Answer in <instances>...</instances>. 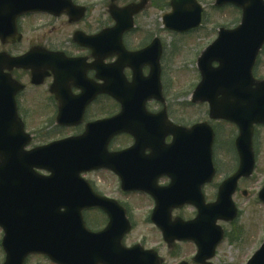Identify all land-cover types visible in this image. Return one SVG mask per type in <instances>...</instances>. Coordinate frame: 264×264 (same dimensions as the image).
<instances>
[{"label": "water", "instance_id": "95a60500", "mask_svg": "<svg viewBox=\"0 0 264 264\" xmlns=\"http://www.w3.org/2000/svg\"><path fill=\"white\" fill-rule=\"evenodd\" d=\"M47 1L0 0V5L7 4L11 12L8 16L11 28L7 34H0L3 41L15 39V20L20 15L50 11ZM60 1L63 0H54ZM216 3L218 7L233 4L243 12L242 25L236 30H222L220 38L202 53L198 68L203 80L192 97L195 103L210 104L213 119L230 121L241 131L237 140L241 165L238 173L221 185L218 202L206 206L202 195L203 186L215 174L214 133L207 124L188 131L170 124L164 111L160 115L147 112L149 100L164 102L160 81L163 48L157 39L142 52L128 53L121 37L132 29L134 15L143 6L123 10L113 7L111 15L117 26L109 36L111 50L118 55L119 62L112 70L115 85L105 91L122 105L116 118L95 123L83 138L24 152L30 141L17 117L14 98L21 88L13 94L0 93V227L5 230L4 264H25L26 258L36 253L48 256L56 264H162L152 251H143L140 246L126 249L121 245L131 230L124 210L114 202L97 199L80 178L87 171L101 168L120 176L124 191H146L154 197L157 207L152 222L163 232L165 242L170 245L176 240L195 242L199 248L196 263L208 264L215 256L223 239V230L216 226L217 222L236 219L237 208L231 196L238 189L239 179L249 178L255 169L253 127L264 124V81L252 76L264 46V0ZM171 5L173 13L164 19L169 30L186 33L200 26L202 9L194 0H173ZM29 61L17 59L11 62L10 69L31 68L39 80L44 70L36 69ZM214 63L218 68L213 67ZM147 65L151 72L144 78L142 69ZM126 67L134 71L133 83L124 79ZM4 68L0 71L2 76ZM68 116L69 112L62 109L59 123L71 124L66 121ZM77 121L74 124L80 122ZM121 133L136 138L135 148L118 156L108 154V142ZM172 135L171 146L165 145L166 138ZM145 151L151 155L143 156ZM35 167L46 169L52 176L37 182ZM163 176L171 178L172 184L159 189L157 182ZM259 196L264 202V189ZM186 204L199 209L197 220L172 223L171 213ZM93 206L101 207L110 218L109 227L100 234L88 233L83 223L81 212ZM248 264H264V244Z\"/></svg>", "mask_w": 264, "mask_h": 264}, {"label": "flooded vegetation", "instance_id": "af4514ba", "mask_svg": "<svg viewBox=\"0 0 264 264\" xmlns=\"http://www.w3.org/2000/svg\"><path fill=\"white\" fill-rule=\"evenodd\" d=\"M67 1L55 3L54 0H49L47 3L57 11L27 14L18 18L16 27L21 38L16 43L4 44L0 39V71L4 66L7 75L4 78L0 76V82L8 79L7 83H0V93L13 94L19 85L25 87L22 91L18 90L15 95L16 109L24 123V129L32 136V148L82 136L88 124L117 116L120 110L112 94L105 91L107 87L113 88L115 85L112 70L117 62V57L113 56L111 50L109 36L110 28L115 25L114 19L110 16L111 0ZM164 1L169 3L170 0ZM121 2L122 0H117L115 5L123 8L133 3H145L144 12L134 16V29L126 32L122 37L128 51H140L143 47L134 46L132 38L139 29L137 22L139 16L143 15L148 8L155 6L154 0ZM68 3H71V8L68 7ZM7 8V5H0L2 25L7 21ZM2 25H0V31L5 30L6 25ZM25 56H28L30 64L36 69L41 68L45 71L46 76L39 83L33 81L31 71L9 69L8 64L11 59ZM143 71L147 74L146 69ZM124 75L127 81L131 82L132 71L129 68L125 69ZM151 105L158 106V110H152ZM203 107L206 111L205 118L193 122L186 121L185 117L186 111L192 110V106L178 107L173 111L167 103L166 113L170 123L176 126L191 128L199 123L210 124L215 133L213 163L216 168V178L213 183L206 185L204 192L207 188L214 187L217 194L220 183L238 171L239 155L236 151V138L230 139L233 133L236 134L237 126L227 121H212L209 107L203 105L200 108ZM62 108L73 110V121L77 120L80 110H84L81 123L74 126H60L58 116ZM148 109L153 113H159L164 106L150 102ZM121 141L125 144H121ZM171 141L170 137L166 139L168 144ZM133 144V138L123 135L112 138L106 148L113 153L128 149ZM150 154V151H146L143 156ZM232 159L235 162L234 168H230L229 164H232ZM218 177L221 179L216 183ZM169 182L168 178L163 177L158 184L163 187ZM246 182L245 179H241L239 185ZM124 195L123 198H126ZM237 195L239 194L234 197L236 198ZM215 197L216 195L212 201L207 198V201L213 202L216 200ZM152 202L154 204V201ZM123 204L126 209L129 207L127 203ZM186 208L175 210L174 218L180 217L178 215H181ZM194 217L180 218L186 221ZM178 245L176 242L171 248L175 250Z\"/></svg>", "mask_w": 264, "mask_h": 264}, {"label": "rangeland", "instance_id": "374dc122", "mask_svg": "<svg viewBox=\"0 0 264 264\" xmlns=\"http://www.w3.org/2000/svg\"><path fill=\"white\" fill-rule=\"evenodd\" d=\"M169 1V0H168ZM204 7L206 20L205 27L200 33L191 35H181L169 32L163 27V18L171 9L164 0H154V7L148 8L145 13L138 19V32L133 37L134 46H142L145 42L150 43L154 37H159L165 48V85L166 99L169 107L175 111L178 107H183L189 103L191 93L199 83V72L196 68L200 53L206 49L211 42H213L217 35L215 29L221 25H232L238 23L241 14L237 13L234 8L216 9L214 7L215 0H197ZM129 2V0H122L121 3ZM148 36L150 38H148ZM144 41V42H143ZM264 55V54H263ZM260 67L257 75L264 79V56L261 59ZM152 110H158V106L151 105ZM186 121L193 122L196 120H203L206 116L205 108L193 107L192 110L186 111ZM187 123V122H186ZM235 134L230 136L234 139ZM257 141L259 145L257 148V169L255 175L244 184H241L240 191H247V195L243 196L241 193L236 196L235 203L241 211L239 220L235 226H229L221 223L224 230H226L228 238L217 250V256L212 260L214 264H246L253 256L257 249L264 241V205L259 203L258 193L264 188V128L258 130ZM121 144H125L121 141ZM234 159V158H233ZM230 168H234V160ZM86 180L94 182L97 191L106 195L107 197L118 199L119 202H125L129 205L128 212L130 220L134 224L133 231L126 236L124 245L133 247V245L141 244L146 249L157 250L164 264H178L181 261L192 262L196 255V247L192 243L179 244L178 247L172 251L167 243H164L162 234L159 230L149 222L150 212L153 209V204L144 194H132L131 198H123L121 193L119 181L110 172L98 175L84 176ZM221 177H218L216 183ZM216 195L214 187L207 188L205 196L208 200H213ZM196 209L187 207L178 215L184 219L195 216ZM103 215V214H102ZM107 218L103 215H91L88 222H91L94 232H100L107 226ZM2 231L0 230V242L2 240ZM5 253L0 247V264L4 263ZM27 264H52L48 259L43 257H31Z\"/></svg>", "mask_w": 264, "mask_h": 264}]
</instances>
